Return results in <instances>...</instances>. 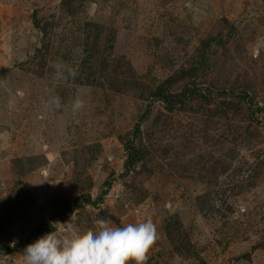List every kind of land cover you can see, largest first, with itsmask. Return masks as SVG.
Instances as JSON below:
<instances>
[{
  "label": "rangeland",
  "instance_id": "obj_1",
  "mask_svg": "<svg viewBox=\"0 0 264 264\" xmlns=\"http://www.w3.org/2000/svg\"><path fill=\"white\" fill-rule=\"evenodd\" d=\"M73 215L151 219L145 264H264V0H0V264Z\"/></svg>",
  "mask_w": 264,
  "mask_h": 264
},
{
  "label": "clouds",
  "instance_id": "obj_2",
  "mask_svg": "<svg viewBox=\"0 0 264 264\" xmlns=\"http://www.w3.org/2000/svg\"><path fill=\"white\" fill-rule=\"evenodd\" d=\"M53 67L57 77L63 78V63L57 62ZM69 75L75 77L76 72ZM50 103L56 109L61 108L59 97H53ZM84 108V100L77 96L72 102L73 112ZM74 215L62 224L70 234L68 238H61L57 231L45 234L23 249V264H145L158 237L151 219L113 226L109 220L100 218L94 221L93 230L80 235L73 228Z\"/></svg>",
  "mask_w": 264,
  "mask_h": 264
},
{
  "label": "trees",
  "instance_id": "obj_3",
  "mask_svg": "<svg viewBox=\"0 0 264 264\" xmlns=\"http://www.w3.org/2000/svg\"><path fill=\"white\" fill-rule=\"evenodd\" d=\"M197 71H198V68L195 69L193 72L196 74ZM195 95L199 96L194 90H192V91L191 90H185L184 95H181L179 98H175V97L171 98L170 96L167 95V92L163 89H159L156 92H154V96L156 97V99L163 102L165 104L166 109L170 112H173L174 110H176L177 106L183 107L185 105V103L188 102ZM240 97L248 105V107L251 109V113H252L251 114V120L257 122V119H255V117H254V107L255 106H254L253 102L251 101V98L249 97V95L242 94V95H240ZM204 100H206L205 97H204ZM142 120H143V118L140 119V121H142ZM139 134H140V124H138L136 129H135V135L138 136ZM125 149L127 152V162H126L125 166H126L127 170L130 171L131 168L139 165L144 160V155H143V152L140 149H138V146H136L132 141L127 142V144L125 145ZM87 202H90V201L87 200ZM49 227H50L49 224L39 227V229H37L36 235L40 236L41 234L49 233ZM28 244H29V242H24L22 245L23 249ZM18 249H20V247H16L13 250L18 251Z\"/></svg>",
  "mask_w": 264,
  "mask_h": 264
}]
</instances>
